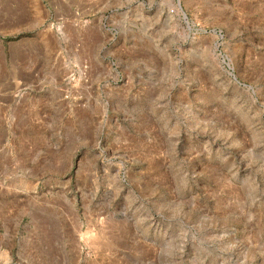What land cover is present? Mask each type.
I'll return each mask as SVG.
<instances>
[{"label":"rangeland","instance_id":"rangeland-1","mask_svg":"<svg viewBox=\"0 0 264 264\" xmlns=\"http://www.w3.org/2000/svg\"><path fill=\"white\" fill-rule=\"evenodd\" d=\"M0 137V264H264V0H0Z\"/></svg>","mask_w":264,"mask_h":264},{"label":"crops","instance_id":"crops-1","mask_svg":"<svg viewBox=\"0 0 264 264\" xmlns=\"http://www.w3.org/2000/svg\"><path fill=\"white\" fill-rule=\"evenodd\" d=\"M6 100H8V101H6V102L9 103V98L6 99ZM1 142H2V138L0 137V144H1ZM1 161L4 162L3 160H1ZM25 161H26V159H25ZM23 162H24V161H23ZM7 164H8L10 167L14 168L13 171L15 172V175H19L20 177H21V176H25L24 171L18 169L19 166H20V164H21V161H20L19 159H17L16 156H12V157L10 156V160L7 162ZM9 166H8V167H9ZM33 182H34L36 185L38 184V181H37V180H33ZM42 228H43L44 232H49L52 228H54V225H53V223L51 222V220H46V221H44V226H43ZM44 236H45L44 238H46V237L49 236V235H48V234H45Z\"/></svg>","mask_w":264,"mask_h":264}]
</instances>
